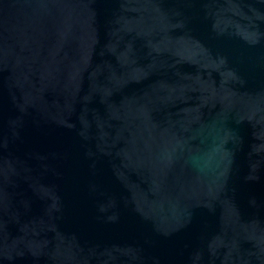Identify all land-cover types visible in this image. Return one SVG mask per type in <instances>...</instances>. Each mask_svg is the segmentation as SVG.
<instances>
[{"label":"water","instance_id":"obj_1","mask_svg":"<svg viewBox=\"0 0 264 264\" xmlns=\"http://www.w3.org/2000/svg\"><path fill=\"white\" fill-rule=\"evenodd\" d=\"M0 264H264V0H0Z\"/></svg>","mask_w":264,"mask_h":264}]
</instances>
